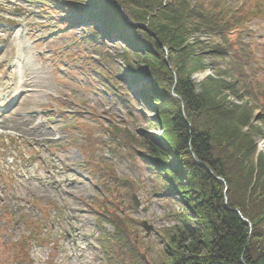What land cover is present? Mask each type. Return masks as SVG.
Masks as SVG:
<instances>
[{
	"label": "rangeland",
	"instance_id": "1",
	"mask_svg": "<svg viewBox=\"0 0 264 264\" xmlns=\"http://www.w3.org/2000/svg\"><path fill=\"white\" fill-rule=\"evenodd\" d=\"M188 1L218 12L250 13L242 38L252 61L243 69L250 94L225 90L218 99L229 110L247 106L242 130L256 151V165L264 161V98L259 95H264V0ZM60 15L68 21L58 20ZM72 18L46 0H0L5 104L0 112V264H160L167 249L180 257L175 246L165 243L166 231L184 220L192 229H202L197 219H188L190 212L177 193L155 195L165 180L148 169L145 140L162 145V122L151 125V115L145 116L133 97L151 79L133 83L127 76V93L119 88L112 97L109 77L121 68L124 52L119 39L93 44L89 21ZM163 22L137 27L156 38L153 31L165 27ZM235 34L231 40L238 42ZM195 39L212 42L200 34L187 37L190 44ZM163 51L165 69L151 59L161 75L167 71L177 80V70H182L198 90L208 80L232 82L230 75H218L223 66H215L218 59L208 50L201 54V68L183 67L167 47ZM128 56L139 61L135 53ZM138 68L151 72L143 64ZM166 161L177 168L173 158ZM112 220L127 234L128 243L117 246L123 256L108 251L115 244ZM143 223L151 227L148 236ZM31 235L39 239L26 241L24 236ZM128 245L138 257L129 256Z\"/></svg>",
	"mask_w": 264,
	"mask_h": 264
},
{
	"label": "trees",
	"instance_id": "2",
	"mask_svg": "<svg viewBox=\"0 0 264 264\" xmlns=\"http://www.w3.org/2000/svg\"><path fill=\"white\" fill-rule=\"evenodd\" d=\"M46 1L73 15L75 23L89 21L87 32L93 44L100 41L102 45L108 37L114 41L119 39L124 52L119 55L121 68L109 77L108 93L112 97H117L119 88L127 93L123 83L127 76H132L133 83L144 76L151 79L133 97L143 114L151 115L148 116L151 125L154 120L162 122L163 135L158 137L162 145L156 147L145 140L147 167L165 180L164 185L156 187L155 195L177 193L190 212L184 216L197 219L202 229H192L184 220L180 226L166 231L165 243L168 248L175 246L180 257L167 249L160 264H264V161L253 164L256 151L242 130L247 125L244 121L245 114L249 113L247 106L229 110L218 99L225 90L233 95L241 90L250 94L247 78L243 77V69L250 67L246 65L251 61L250 51L242 42L245 20H249L250 13L218 12L202 7L201 3L193 6L188 0ZM56 14L54 11L51 15ZM63 17L60 15L58 20ZM62 20L68 21L67 17ZM160 20L166 26L153 31L156 38L143 34L137 27ZM235 33L238 42L231 40ZM198 34L212 42L206 44L195 39L190 44L187 37ZM163 47L170 50L171 57L180 65L191 68H201V54L210 51L218 59L215 66H223L218 75H230L232 82L208 80L198 90L182 70H177V80L167 71L162 75L157 73L151 59L160 61L165 69L160 60ZM131 53L139 58L138 62L131 60L128 56ZM139 64L151 72L137 70ZM261 109L264 112V105ZM167 157L174 159L177 168L166 166ZM109 224L114 228L115 244H110L108 251L117 250L123 256L117 246L128 243L127 234L114 220ZM24 238L30 241L35 237ZM21 245L25 250V245ZM127 249L129 256L138 257L129 245ZM19 254L25 252L19 249Z\"/></svg>",
	"mask_w": 264,
	"mask_h": 264
},
{
	"label": "water",
	"instance_id": "3",
	"mask_svg": "<svg viewBox=\"0 0 264 264\" xmlns=\"http://www.w3.org/2000/svg\"><path fill=\"white\" fill-rule=\"evenodd\" d=\"M134 204H135V206H136L137 208H139V203H138L137 199H135V198H134ZM142 227H143V229L146 231L147 236H148L149 233H150V229H151V227H149L146 223H143V224H142Z\"/></svg>",
	"mask_w": 264,
	"mask_h": 264
},
{
	"label": "bare ground",
	"instance_id": "4",
	"mask_svg": "<svg viewBox=\"0 0 264 264\" xmlns=\"http://www.w3.org/2000/svg\"><path fill=\"white\" fill-rule=\"evenodd\" d=\"M3 100H4V96H3L2 90H0V112H1V110H3V108L5 107V104H4ZM1 122H2V121L0 120V123H1Z\"/></svg>",
	"mask_w": 264,
	"mask_h": 264
}]
</instances>
